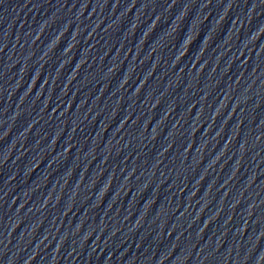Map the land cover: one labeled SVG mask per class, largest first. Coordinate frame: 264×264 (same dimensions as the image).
I'll return each instance as SVG.
<instances>
[{"label":"water","instance_id":"obj_1","mask_svg":"<svg viewBox=\"0 0 264 264\" xmlns=\"http://www.w3.org/2000/svg\"><path fill=\"white\" fill-rule=\"evenodd\" d=\"M124 264H264V159Z\"/></svg>","mask_w":264,"mask_h":264}]
</instances>
